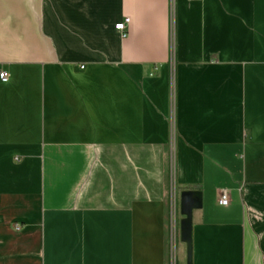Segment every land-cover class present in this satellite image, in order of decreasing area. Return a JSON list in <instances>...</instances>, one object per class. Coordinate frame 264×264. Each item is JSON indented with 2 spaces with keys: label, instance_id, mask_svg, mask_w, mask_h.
<instances>
[{
  "label": "crops",
  "instance_id": "1",
  "mask_svg": "<svg viewBox=\"0 0 264 264\" xmlns=\"http://www.w3.org/2000/svg\"><path fill=\"white\" fill-rule=\"evenodd\" d=\"M0 70V264H186L182 190L264 264V0H0Z\"/></svg>",
  "mask_w": 264,
  "mask_h": 264
},
{
  "label": "water",
  "instance_id": "2",
  "mask_svg": "<svg viewBox=\"0 0 264 264\" xmlns=\"http://www.w3.org/2000/svg\"><path fill=\"white\" fill-rule=\"evenodd\" d=\"M201 192L198 190H182L179 193V238L186 245V264L192 258V213L201 207Z\"/></svg>",
  "mask_w": 264,
  "mask_h": 264
},
{
  "label": "built area",
  "instance_id": "3",
  "mask_svg": "<svg viewBox=\"0 0 264 264\" xmlns=\"http://www.w3.org/2000/svg\"><path fill=\"white\" fill-rule=\"evenodd\" d=\"M129 21L128 18H125L123 22H120L115 25V28L120 32L125 33L126 24ZM7 72L5 70H0V79L5 81L7 79ZM218 203L221 205H226L228 203V193L225 189H222L219 193ZM21 226L19 224H14V230L19 231ZM174 242V241H173ZM172 242V243H173Z\"/></svg>",
  "mask_w": 264,
  "mask_h": 264
},
{
  "label": "rangeland",
  "instance_id": "4",
  "mask_svg": "<svg viewBox=\"0 0 264 264\" xmlns=\"http://www.w3.org/2000/svg\"><path fill=\"white\" fill-rule=\"evenodd\" d=\"M173 203H174V201H173ZM178 203H179V200H178Z\"/></svg>",
  "mask_w": 264,
  "mask_h": 264
}]
</instances>
